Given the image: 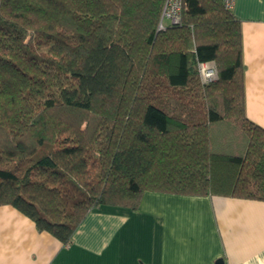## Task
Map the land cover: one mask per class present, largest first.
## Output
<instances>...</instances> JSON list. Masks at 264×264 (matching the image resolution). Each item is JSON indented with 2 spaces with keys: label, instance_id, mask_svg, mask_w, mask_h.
Masks as SVG:
<instances>
[{
  "label": "trees",
  "instance_id": "obj_1",
  "mask_svg": "<svg viewBox=\"0 0 264 264\" xmlns=\"http://www.w3.org/2000/svg\"><path fill=\"white\" fill-rule=\"evenodd\" d=\"M165 1L0 0V205L65 246L91 210L145 191L264 200L241 22L185 0L158 30Z\"/></svg>",
  "mask_w": 264,
  "mask_h": 264
},
{
  "label": "crops",
  "instance_id": "obj_2",
  "mask_svg": "<svg viewBox=\"0 0 264 264\" xmlns=\"http://www.w3.org/2000/svg\"><path fill=\"white\" fill-rule=\"evenodd\" d=\"M245 109L264 127V0H236ZM264 264V200L145 191L137 209L91 210L65 246L0 205V264Z\"/></svg>",
  "mask_w": 264,
  "mask_h": 264
},
{
  "label": "built area",
  "instance_id": "obj_3",
  "mask_svg": "<svg viewBox=\"0 0 264 264\" xmlns=\"http://www.w3.org/2000/svg\"><path fill=\"white\" fill-rule=\"evenodd\" d=\"M226 10L231 11L236 0H219ZM185 0H166L161 12L158 30L166 27V24H180L183 19ZM200 73L203 82H209L217 78V69L214 62L200 63Z\"/></svg>",
  "mask_w": 264,
  "mask_h": 264
},
{
  "label": "water",
  "instance_id": "obj_4",
  "mask_svg": "<svg viewBox=\"0 0 264 264\" xmlns=\"http://www.w3.org/2000/svg\"><path fill=\"white\" fill-rule=\"evenodd\" d=\"M218 264H219V263H218ZM220 264H223V261H222Z\"/></svg>",
  "mask_w": 264,
  "mask_h": 264
}]
</instances>
